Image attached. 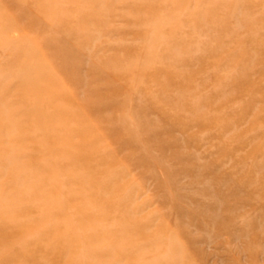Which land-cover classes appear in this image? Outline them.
Instances as JSON below:
<instances>
[{
    "label": "rangeland",
    "instance_id": "1",
    "mask_svg": "<svg viewBox=\"0 0 264 264\" xmlns=\"http://www.w3.org/2000/svg\"><path fill=\"white\" fill-rule=\"evenodd\" d=\"M0 264H264V0H0Z\"/></svg>",
    "mask_w": 264,
    "mask_h": 264
}]
</instances>
